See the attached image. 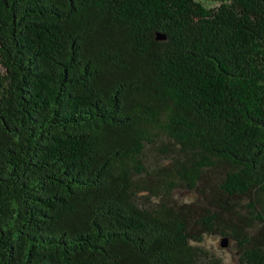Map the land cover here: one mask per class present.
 I'll return each mask as SVG.
<instances>
[{
  "label": "trees",
  "instance_id": "trees-1",
  "mask_svg": "<svg viewBox=\"0 0 264 264\" xmlns=\"http://www.w3.org/2000/svg\"><path fill=\"white\" fill-rule=\"evenodd\" d=\"M206 235L264 264V0H0V264H227Z\"/></svg>",
  "mask_w": 264,
  "mask_h": 264
},
{
  "label": "rangeland",
  "instance_id": "rangeland-1",
  "mask_svg": "<svg viewBox=\"0 0 264 264\" xmlns=\"http://www.w3.org/2000/svg\"><path fill=\"white\" fill-rule=\"evenodd\" d=\"M177 195L180 197V200L192 198V194L188 191H182L177 193ZM221 241L218 235H206L201 241V244L220 256L227 264H239L234 246L231 244L222 246Z\"/></svg>",
  "mask_w": 264,
  "mask_h": 264
},
{
  "label": "water",
  "instance_id": "water-1",
  "mask_svg": "<svg viewBox=\"0 0 264 264\" xmlns=\"http://www.w3.org/2000/svg\"><path fill=\"white\" fill-rule=\"evenodd\" d=\"M221 245H222V246H226V245H227V240H226V239H222V241H221Z\"/></svg>",
  "mask_w": 264,
  "mask_h": 264
}]
</instances>
